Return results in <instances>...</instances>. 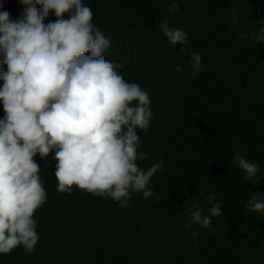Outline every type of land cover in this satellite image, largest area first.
I'll use <instances>...</instances> for the list:
<instances>
[{
  "label": "trees",
  "instance_id": "trees-1",
  "mask_svg": "<svg viewBox=\"0 0 264 264\" xmlns=\"http://www.w3.org/2000/svg\"><path fill=\"white\" fill-rule=\"evenodd\" d=\"M2 2L12 19L21 14L19 0ZM83 3L111 41L105 58L149 93L153 119L138 132L149 155L138 164L163 160L162 170L151 178L152 197L134 194L121 208L75 187L58 193L54 154H37L47 192L34 214L40 239L30 254H0V264H264V216L246 209L250 191L264 192V45L251 38L264 0H179L171 13V0ZM165 21L189 34L186 49L163 36ZM192 53L202 57L196 76ZM237 151L259 166L254 182L233 161ZM211 193L222 214L206 229L187 228L195 207L207 214Z\"/></svg>",
  "mask_w": 264,
  "mask_h": 264
},
{
  "label": "clouds",
  "instance_id": "clouds-1",
  "mask_svg": "<svg viewBox=\"0 0 264 264\" xmlns=\"http://www.w3.org/2000/svg\"><path fill=\"white\" fill-rule=\"evenodd\" d=\"M21 14L11 18L0 10V254L22 247L34 251L40 236L35 212L47 192L34 160L53 153L58 193L73 188L130 207L132 196H153L151 178L163 160L145 170L139 160L138 132H147L153 119L147 90L121 75V64L104 56L111 41L92 22L93 12L83 0H19ZM171 0L169 12L179 9ZM3 2L0 0V9ZM50 13L55 17L48 20ZM66 17V18H65ZM236 13L233 11V22ZM48 20L47 23L45 21ZM251 34L264 45V21ZM160 32L172 46L187 48L189 34L170 27ZM88 53V55H85ZM193 76L202 70V57H190ZM177 72L183 69L176 66ZM245 181L254 182L260 171L239 151L232 156ZM207 211L195 207L186 225L208 228L222 214V203L209 194ZM246 209L264 216V192L250 191ZM197 231L192 233L195 238Z\"/></svg>",
  "mask_w": 264,
  "mask_h": 264
}]
</instances>
